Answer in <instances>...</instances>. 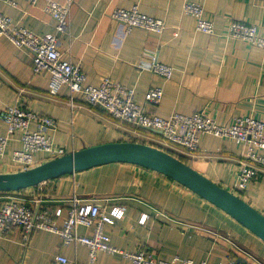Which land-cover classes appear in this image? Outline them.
Listing matches in <instances>:
<instances>
[{
  "label": "crops",
  "instance_id": "crops-1",
  "mask_svg": "<svg viewBox=\"0 0 264 264\" xmlns=\"http://www.w3.org/2000/svg\"><path fill=\"white\" fill-rule=\"evenodd\" d=\"M13 1L16 6L0 0V11L14 23L40 35L53 31L54 21L43 10V0L35 4ZM70 1L69 33L59 35L58 48L63 58L80 65L88 83L98 84L110 77L133 87L138 102L144 101L149 87L161 86V100L146 109L163 117L203 110L218 123H230L235 116L247 115L264 121V51L243 40L223 36L230 20L252 23L264 36L263 3L188 0L200 3L204 15L213 21L215 34L209 35L196 31L195 20L183 13L182 5L187 0ZM132 5H137L142 13L164 19V31L158 35L134 28L125 33L110 12ZM150 52L173 67L171 79L165 80L141 67L148 62ZM48 81L47 74L32 73L26 49L17 48L0 36V111L18 104L52 117L57 127L48 134L53 143L64 148L65 154L121 140L157 145L154 138H159V134L144 133L100 108L80 102L78 97L70 106L68 87L63 85L56 94H50ZM30 128L35 125L31 123ZM5 133L6 124L0 119V135ZM20 147L19 132H15L0 155V173L21 170L11 157L12 151ZM243 150V145L233 140L203 135L196 151L181 156L193 169L264 215V173L244 192L234 186ZM50 159L53 158L47 152H37L31 167ZM40 193L46 200L64 205L74 193L108 210L123 208L121 219L103 227L110 242L123 249L149 250L162 259L177 255L218 264L234 257V247L238 245L264 263V242L245 226L175 180L136 164L106 163L17 192H0V202L9 195L27 197ZM142 214H147L143 224L138 222ZM79 232L88 234L90 229L80 226ZM57 254L65 255L70 264L89 262L87 247L63 246L59 235L48 230L33 231L25 243L17 228L0 237V264H50ZM93 264L129 262L117 254L98 252Z\"/></svg>",
  "mask_w": 264,
  "mask_h": 264
},
{
  "label": "built area",
  "instance_id": "built-area-1",
  "mask_svg": "<svg viewBox=\"0 0 264 264\" xmlns=\"http://www.w3.org/2000/svg\"><path fill=\"white\" fill-rule=\"evenodd\" d=\"M25 1L35 4L38 0ZM43 1V10L54 21L51 33L37 34L26 26L14 23L10 16L0 11V36L6 37L15 47L29 52L32 73L49 76L50 94H56L60 87L65 85L70 92L68 99L70 106L75 105L74 99L78 97L80 102L100 108L112 118L134 128L146 127L160 131L159 138H154L157 148L168 149L175 157L181 156L184 152L196 151L203 135H212L242 144L244 150L241 166L234 185L238 192L246 191L249 184L264 173L262 119L251 115L235 116L230 123H218L203 110H195L189 115L174 112L163 117L146 109L147 105H157L161 100L163 96L161 86L149 87L144 101L138 102L134 97L133 87L122 85L110 77L103 78L98 84L88 83L80 65L63 58L58 48L59 35L69 33L71 1L67 0L65 3L57 0ZM256 1L264 4V0ZM5 2L16 6L13 0ZM182 11L195 20L196 31L215 34L213 21L204 15L200 3L187 0L182 5ZM110 17L123 26L125 33L140 28L160 35L166 26L164 19L142 13L137 5L115 8L110 12ZM223 36L243 40L248 45L264 51V36L259 34L256 25L247 21L230 20ZM148 54V62L141 67L165 80L171 79L173 67L160 62L157 53ZM0 119L6 124V133L0 135V155L4 153L12 135L19 132L21 147L13 150L11 157L21 170L31 168L33 155L37 152H47L52 158L65 155L64 148L53 143L48 134V131L57 127V121L52 117L13 104L0 111ZM31 123L35 125L34 129L30 128ZM132 133L138 136L135 132ZM66 203L64 205L54 200H46L42 193L27 197L7 196L0 202V237L17 228L20 229L21 238L25 243L33 231L48 230L59 235L63 246L87 247L89 256L87 264H93L98 252L117 254L129 264H206V260L195 261L177 255L170 259H162L149 250L131 251L117 247L110 242V237L104 233L103 227L121 219L124 214L123 208L112 207L108 210L95 201L80 199L74 193ZM146 218L147 214H142L138 222L143 224ZM80 226L90 229V233H80ZM234 248V257H228L225 262L218 264H264L238 245ZM50 264H70V261L65 255L57 254Z\"/></svg>",
  "mask_w": 264,
  "mask_h": 264
},
{
  "label": "water",
  "instance_id": "water-1",
  "mask_svg": "<svg viewBox=\"0 0 264 264\" xmlns=\"http://www.w3.org/2000/svg\"><path fill=\"white\" fill-rule=\"evenodd\" d=\"M157 134L154 131L144 127ZM127 162L155 170L209 201L264 242V215L236 194L199 173L177 157L149 144L116 141L85 147L26 170L0 173V191H17L94 166Z\"/></svg>",
  "mask_w": 264,
  "mask_h": 264
},
{
  "label": "trees",
  "instance_id": "trees-1",
  "mask_svg": "<svg viewBox=\"0 0 264 264\" xmlns=\"http://www.w3.org/2000/svg\"><path fill=\"white\" fill-rule=\"evenodd\" d=\"M139 129H141L144 133H147V134H150V135H157L158 136V134H156L155 132H152V131H150V130H146V129H143V128H139ZM122 141V140H121ZM131 141H134V142H136L135 140H131ZM142 143H144V142H142ZM149 145H151V146H155V147H158L157 145H154V144H149ZM164 151H166L167 153H169V154H171V155H174V153L173 152H171L170 150H168V149H163ZM178 157V159H180L181 161H183V162H185L186 163V160H185V158H183L182 156H177ZM63 176V175H62ZM61 177V176H60ZM56 178H58V177H56ZM56 178H53V179H56ZM49 180H51V179H49ZM22 190V189H21ZM0 192H5V191H0Z\"/></svg>",
  "mask_w": 264,
  "mask_h": 264
}]
</instances>
